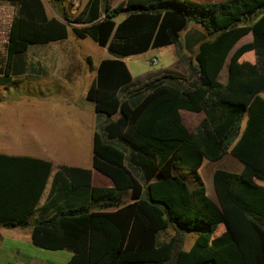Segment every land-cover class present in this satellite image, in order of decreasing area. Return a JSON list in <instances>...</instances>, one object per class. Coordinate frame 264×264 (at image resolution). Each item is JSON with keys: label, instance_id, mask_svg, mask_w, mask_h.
I'll return each instance as SVG.
<instances>
[{"label": "trees", "instance_id": "trees-1", "mask_svg": "<svg viewBox=\"0 0 264 264\" xmlns=\"http://www.w3.org/2000/svg\"><path fill=\"white\" fill-rule=\"evenodd\" d=\"M3 2L16 7L0 67V86H9L27 74L32 46L69 38L70 21L49 17L44 0ZM75 22L82 24L75 36L111 56L95 69L86 98L108 118L94 139L92 166L114 186L98 188L92 170L59 165L39 207L53 165L0 154V228L33 226V243L72 252L69 264H264V0H125L116 7L88 0ZM190 23L203 30L194 43L185 38L186 52L199 46L198 82L182 87L165 76L123 97L135 83L125 60L175 45L186 62L180 47ZM249 34L252 41L237 48ZM182 111L205 118L189 130ZM228 152L243 169L215 170L213 201L198 173L205 160ZM182 171L195 176L193 189ZM169 229L175 235L159 243ZM189 233L196 238L186 250Z\"/></svg>", "mask_w": 264, "mask_h": 264}, {"label": "rangeland", "instance_id": "rangeland-1", "mask_svg": "<svg viewBox=\"0 0 264 264\" xmlns=\"http://www.w3.org/2000/svg\"><path fill=\"white\" fill-rule=\"evenodd\" d=\"M104 1H107L109 5L115 3L112 0L109 2L108 0ZM44 2L49 17L65 18L70 21L68 22L70 29L69 38L66 41L64 40L47 46H32L25 56L28 65L27 74L18 78L15 84L8 87L0 86V102L16 103L12 105L14 110L10 111L17 112L18 118L24 113L25 115L30 113L32 116L36 115L38 117H40L41 114L43 115L42 117H44V114H48V117L39 120H42L53 128H57L59 132L61 129L62 131L65 130L64 134L67 133L70 137H67V139L73 143L74 148L76 147L78 151V162L84 167L87 165L91 166V159L93 158L92 145L87 138H83L81 134H77V131H80V127L71 125L73 117H69L68 114H72V105L82 106L86 114L83 115L79 113V117L81 119H88L90 116L89 112L93 108V103L87 100L86 95L91 83H93L96 78L95 66L99 64L101 60L107 59L108 57L111 58V56L92 39H80L75 36L72 31L73 28L82 26V24L75 22V20L82 7H85L87 0H44ZM178 2H184V0H178ZM185 38L186 31L182 33L181 52H186ZM250 41V37H246L237 48ZM195 48L192 50H195ZM175 52L174 47H167L159 50H152L141 56L137 55L128 58L126 63L135 78V83L123 92L122 96L124 97L126 96L125 93L165 76H174L181 82L180 86H188V71L186 69L190 70L191 68L197 71L193 52L191 51L192 54L187 52L186 62L182 63L178 60L176 67H173L177 58ZM6 56L7 48H0V67L3 66ZM155 57L158 58V64L152 65L149 61ZM89 59L92 61L91 65H89ZM251 59L252 56L249 54L246 57V63L251 61ZM76 67L79 68V71H72V69ZM227 67L228 65L224 67L220 74L219 81L221 83L227 82ZM32 69L35 71L40 70V72H34ZM196 75L198 77V73ZM76 77L79 81H74ZM262 95L264 97V93ZM21 101H43L44 103H49V107L47 106L44 108L48 111L46 113L39 110V108L27 107L25 103H19ZM182 117L185 122L184 124L189 130H192L203 121L204 113L194 114V112L182 111ZM246 117L247 116L244 118V124L246 123ZM86 123L85 121V124ZM85 127L87 128V124ZM85 132H87V130ZM218 168L229 170L233 173H240L243 169V164L233 157L230 152H228L221 161L216 163H212L208 160L204 161L198 174L208 190V195H210L213 200H216L217 197L213 188L212 179L215 170ZM135 173L140 178V174L136 171ZM180 174L186 178L192 189L196 186L195 176L192 173L182 171ZM50 185L51 180L49 181L48 189ZM38 213L39 212L34 215H38ZM174 235L175 232L169 229L159 234L158 241L162 243ZM195 238V234L189 233L185 237L184 249H189L190 246L192 247Z\"/></svg>", "mask_w": 264, "mask_h": 264}, {"label": "crops", "instance_id": "crops-1", "mask_svg": "<svg viewBox=\"0 0 264 264\" xmlns=\"http://www.w3.org/2000/svg\"><path fill=\"white\" fill-rule=\"evenodd\" d=\"M109 1L110 0H108V2ZM112 1L115 2L113 3L112 6L116 7L125 0H112ZM193 1H196L198 4H208L215 2L219 3L226 0H193ZM103 3L105 5L107 4V1L103 0ZM185 31H186V35H189L191 43L198 41L203 33L202 28L200 26L198 27L196 23H190ZM246 37H250L252 41V36L249 34L240 40L237 47L240 45V43H242V41ZM169 47H174L175 49L176 46L172 45ZM198 48L199 46L192 51L194 56L196 55ZM192 52H188V53L192 54ZM177 62L178 60L176 58L175 65L173 67H176ZM97 66L98 64L95 66V69L97 68ZM166 70H171V69H166ZM186 70L188 71L187 78L189 85L191 83L196 84L198 82V77L196 75L197 71L191 68L190 70L188 69ZM72 71L75 72L79 71V68L76 67L72 69ZM20 77L21 76L14 77L12 84L17 83L16 81ZM77 77L75 78L74 81H79ZM19 103H25L27 107L39 108V110L44 111L46 113L48 110L44 108L47 106L49 107V103H44L43 101H38V102L21 101ZM15 104L16 103L0 102V154L8 157L40 158L43 159L44 161L50 162L53 165V174L51 175L50 178L51 182L53 176H55L57 173V167L59 165L61 166L66 165V166L80 167L82 169L92 170L93 171L92 183L94 186L98 188H111L114 186L111 179L99 173V171L93 168L92 159H91V166L87 165L86 167H84L82 164L78 162L79 160L78 151L76 147L74 148L73 143H71L67 139V137L69 136L67 133L64 134L65 132L64 129H63L64 131H62V129L60 130L61 133L63 132L61 134L57 128H53L52 126L44 123L42 120H39V119H43L44 117H48V114H44V117H42L43 115L41 114V116L38 117L36 115L32 116L30 113H28L27 115H25L24 113L18 118L17 112L10 111V110H14L13 109L14 107H12V105ZM71 107H72V114H68L69 117H73V120H71V125L72 126L75 125V127L76 126L80 127V131H77V134L78 135L81 134L83 138H87V140L91 143L93 156H94V139L97 133H100V135L102 134V129L108 122V118L105 115L97 113L93 106L92 110L89 112L90 116L88 117V119L87 120L84 118L81 119L79 117V113L83 115L86 114L82 106L72 105ZM117 118L118 116L114 117V119ZM204 118H205V114H204ZM85 121L87 122L86 123L87 128L85 127L86 126ZM86 130L87 132H85ZM50 191H51V185L50 188L48 189V192L46 190L45 192L46 194L43 195L39 207L44 206V204L47 201L48 195L50 194ZM37 217H38L37 214L33 216L32 224L35 222ZM32 231H33V226H30L28 228H22V227H14L10 229L0 228V264H69V262L73 257L72 252L59 251V250L49 251V250L41 249L40 247L36 246L33 243L31 236ZM190 248L191 246L189 247V249Z\"/></svg>", "mask_w": 264, "mask_h": 264}, {"label": "built area", "instance_id": "built-area-1", "mask_svg": "<svg viewBox=\"0 0 264 264\" xmlns=\"http://www.w3.org/2000/svg\"><path fill=\"white\" fill-rule=\"evenodd\" d=\"M15 16V5L9 4V2L0 3V48H7L10 43ZM149 63L157 65L158 58L151 59Z\"/></svg>", "mask_w": 264, "mask_h": 264}]
</instances>
